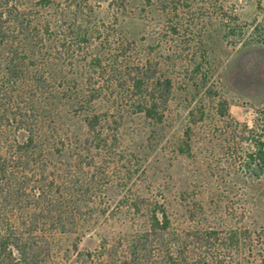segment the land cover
Instances as JSON below:
<instances>
[{"label":"rangeland","instance_id":"rangeland-1","mask_svg":"<svg viewBox=\"0 0 264 264\" xmlns=\"http://www.w3.org/2000/svg\"><path fill=\"white\" fill-rule=\"evenodd\" d=\"M41 11L50 27L16 57L44 77L41 116L50 127L81 134L82 116L57 89L69 96L98 86V56L115 68L117 87L136 71L149 85H171L160 124L138 113L131 95L114 110L116 87L97 103L121 127L116 148L82 156L97 205L70 227L87 232L79 248L90 236L139 230L144 219L128 202L142 196L164 201L175 226L239 232L235 262L264 264V161L255 143L264 140V0H51ZM7 58L0 48V70ZM72 157L52 156L60 166ZM59 237L54 263L69 264L73 243Z\"/></svg>","mask_w":264,"mask_h":264},{"label":"trees","instance_id":"trees-1","mask_svg":"<svg viewBox=\"0 0 264 264\" xmlns=\"http://www.w3.org/2000/svg\"><path fill=\"white\" fill-rule=\"evenodd\" d=\"M42 2L51 0H0V48L8 53L0 70V264H55L59 236L73 243L69 264H243L234 260L239 232L175 226L164 201L142 196L128 202L144 219L139 230L118 238L102 236L95 244L90 236V245L79 248L87 232L70 227L83 210L97 205L89 195L92 179L82 156L94 148H116L121 127L119 117L101 116L97 103L116 87L114 110L131 95L138 113L160 124L171 85H149L136 71L124 76L127 88L117 87L115 68L103 67L98 56V86L76 88L69 96L65 88L57 89L66 106L82 116L81 134L71 137L50 127L48 116H41L48 110L47 99L40 97L44 77L37 70L23 71L16 57L36 45L44 26L50 27ZM255 143L264 161V140ZM63 151L72 152L73 162L60 166L52 156Z\"/></svg>","mask_w":264,"mask_h":264}]
</instances>
